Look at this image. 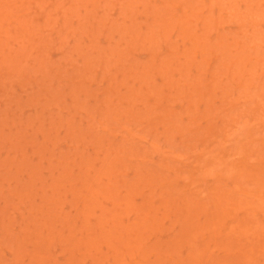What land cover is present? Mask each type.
I'll return each instance as SVG.
<instances>
[{
	"label": "rangeland",
	"instance_id": "obj_1",
	"mask_svg": "<svg viewBox=\"0 0 264 264\" xmlns=\"http://www.w3.org/2000/svg\"><path fill=\"white\" fill-rule=\"evenodd\" d=\"M0 264H264V0H0Z\"/></svg>",
	"mask_w": 264,
	"mask_h": 264
}]
</instances>
